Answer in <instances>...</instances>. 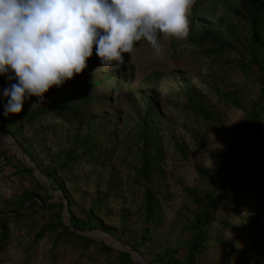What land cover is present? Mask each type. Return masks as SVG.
I'll return each mask as SVG.
<instances>
[{
  "label": "rangeland",
  "instance_id": "rangeland-1",
  "mask_svg": "<svg viewBox=\"0 0 264 264\" xmlns=\"http://www.w3.org/2000/svg\"><path fill=\"white\" fill-rule=\"evenodd\" d=\"M247 12L196 0L186 39L159 37V55L141 42L107 70L93 55L17 115L0 77V264H264V207L235 186L264 185V46L251 64ZM204 33L233 47L188 43Z\"/></svg>",
  "mask_w": 264,
  "mask_h": 264
},
{
  "label": "clouds",
  "instance_id": "clouds-1",
  "mask_svg": "<svg viewBox=\"0 0 264 264\" xmlns=\"http://www.w3.org/2000/svg\"><path fill=\"white\" fill-rule=\"evenodd\" d=\"M196 0H0V77L7 86L3 115L44 100L52 87L88 67L105 70L146 41L159 55V37L184 40Z\"/></svg>",
  "mask_w": 264,
  "mask_h": 264
},
{
  "label": "trees",
  "instance_id": "trees-1",
  "mask_svg": "<svg viewBox=\"0 0 264 264\" xmlns=\"http://www.w3.org/2000/svg\"><path fill=\"white\" fill-rule=\"evenodd\" d=\"M246 22L248 24V30H249V37L247 40V44H246V51H247V55H248V60L251 62V64L253 65H257V57H256V53L257 51L261 50L264 46V39L262 36V28L264 25V1L263 0H248V12H247V16H246ZM189 44H194V43H204V42H210L214 45V47L212 48V54H218L219 52H222L224 50H229L233 47L232 42L230 41H223L221 39H219L217 36L212 35V34H207L204 33L203 35H194L192 37H190V39H187ZM141 42H146L144 40L138 41L135 45L134 48L137 47ZM174 44H170V48H174ZM88 67L82 71L81 74L79 75H75L74 77H78L81 76L82 74H84L87 69L89 68L90 65L93 64V61H88ZM0 82H2V80H0ZM90 86L94 87L93 85H87L86 88H89ZM86 93H83L82 96L84 97ZM62 111V109H58L57 112ZM0 116H1V112H0ZM245 126V125H244ZM0 129L2 131H4L5 133H9V129L6 125V123L2 120H0ZM247 130V129H246ZM264 153V150H263ZM231 164V160H229L228 163H226L227 168L229 167V165ZM25 171L27 173H32V171L28 168H25ZM226 174V173H225ZM237 187H239V189H243L248 191L250 194L255 195L257 203L256 205H261L262 208L264 207V185L260 186V187H255V186H251L248 184H238L235 185ZM223 188H222V195H223ZM221 199L220 197H215L212 202L208 205L207 207V213H204L205 215L203 216V219H205L208 215V213L212 212V210L217 208V205L219 204ZM145 221L146 223H149L151 221L152 218V203L148 200H146V204H145ZM70 222L73 224H77L80 223L82 226L84 223L77 221L73 216L70 217ZM250 224V223H247ZM147 233V229H144L142 231V238H144V236ZM202 243L204 241H201ZM195 247V249H199V246L196 248L195 246V242L194 244H192L191 248H189L190 253L195 254L193 248ZM120 257L122 259V261L124 263L127 264H138L135 262H132L130 259L126 258L124 254H120ZM151 264H175V263H171L169 261H166L162 258H157L151 261Z\"/></svg>",
  "mask_w": 264,
  "mask_h": 264
}]
</instances>
